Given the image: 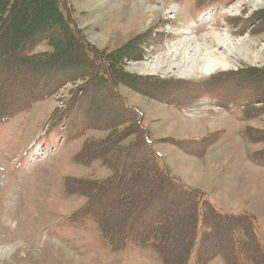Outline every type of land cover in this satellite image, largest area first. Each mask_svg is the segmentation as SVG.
Segmentation results:
<instances>
[{
  "label": "rangeland",
  "instance_id": "obj_1",
  "mask_svg": "<svg viewBox=\"0 0 264 264\" xmlns=\"http://www.w3.org/2000/svg\"><path fill=\"white\" fill-rule=\"evenodd\" d=\"M65 3L75 29L80 28L85 41L97 49L98 63L96 71L87 73V77H70L40 90L29 98L24 109L20 98L4 101L0 97V264H164L151 237H146L148 241L142 246L129 240L122 249H114L95 220L102 207L98 184L113 178L111 164L119 165V157L123 153L126 156L135 144L141 145L139 152L149 153L141 158L144 163L162 166L170 176V169L174 168L186 184L197 187L199 203L203 201L234 216H253L257 238L264 247V0ZM225 38L227 47L232 48L231 56L217 45L216 39ZM194 44L212 48L216 55L226 54L234 66L196 77H180L176 71H168L173 57L169 52ZM116 49L122 52L118 51L121 53L117 54V62L112 60L115 68L108 69L102 55L106 57L108 53L104 51ZM183 49L177 63L183 57ZM42 52H49L46 44L39 45L33 54ZM143 63L157 64L158 71L144 73ZM6 72L2 58L0 84ZM96 80L98 84L94 86ZM62 84L58 96L43 95ZM120 95L122 98L117 100L115 96ZM208 97L221 105H233L234 115L243 122L245 113L251 117L255 114L249 122L251 141L243 140L239 131L226 130L220 144L226 142L232 148L225 147V154H218L223 149L211 154L217 150L215 146L202 154L208 156L202 162L193 159L181 163L172 154L165 163L163 155L170 145L183 150L190 145L184 139L204 136L206 129L209 130L205 137L199 139L213 142L220 136L216 130L231 122L217 110L212 114H208L209 110L186 111L200 98ZM127 106L139 109L142 116ZM2 117L10 119L3 121ZM194 121L198 123L195 127ZM45 132L43 139L38 140L37 136ZM145 135L153 144L144 142ZM253 140L260 142L251 146ZM33 144L42 151L48 148L47 154L37 157V145L30 151ZM137 151L129 152V168L122 171L128 178L135 167L131 158ZM104 152L107 154L102 164ZM188 163L197 165L196 172ZM202 175L204 182H200ZM145 176V171L136 174L135 189L141 187ZM83 182L87 188L82 187ZM165 216L172 219L173 214ZM173 217L174 225L166 233L164 243L171 255L179 256L177 241L189 237L191 223L190 219ZM242 223L244 227L247 224L245 220ZM120 224L115 222L116 232ZM207 230L197 229L196 243L209 247L208 243L214 241L221 247L207 254H197L193 249L189 264L205 257L208 260L204 264H264L263 248L245 240L241 249L235 250L230 242L242 241L237 233H219L213 238ZM241 234L246 236V231Z\"/></svg>",
  "mask_w": 264,
  "mask_h": 264
},
{
  "label": "trees",
  "instance_id": "obj_2",
  "mask_svg": "<svg viewBox=\"0 0 264 264\" xmlns=\"http://www.w3.org/2000/svg\"><path fill=\"white\" fill-rule=\"evenodd\" d=\"M65 1L0 0V59L5 58L7 69L5 78L0 84V97L4 101L8 98L12 101L20 98L21 105H26L30 97L49 85H57L60 80L70 77H87V73L96 71L98 59L95 54L98 51L85 41L79 29H75L74 22L67 15ZM15 21L17 24L13 25ZM44 44L49 52H42L41 55L33 54L39 45ZM120 50L122 52V49L104 51L108 55L106 57L102 55L103 63L108 69L115 68L113 61H118L117 54L121 53L118 52ZM137 57L139 58L138 55ZM121 76L127 78L125 75ZM97 84L96 80L94 86ZM115 98L119 100L120 96ZM131 147L129 152L138 150L131 158L133 162L135 161L131 178L122 173L129 168L126 162L129 157L127 152L126 156L123 153L119 157V165L111 164L114 169L113 178L107 182L101 181L97 186L102 207L99 206L101 215L97 214L95 220L101 234L114 249H122L129 240H134V243L142 246L148 241L145 238L151 237L164 264H189L193 249L197 254H207L215 247H221V244L215 245L214 241L208 243L209 247L203 244L199 246L196 243L199 222L208 229L210 237L213 238L219 233H237L242 241L231 239L230 244L235 250H240L245 240L261 249L254 235L251 220H248L244 227L243 217L240 220L223 215L205 202L199 203L200 194L197 191L176 187L164 167L155 163H144L141 158L148 157L149 153L139 152L140 144ZM106 154L107 152L101 153V156ZM143 171L146 172V176L137 190L133 187L134 177ZM82 187L87 188L88 185L83 182ZM181 190L184 193L177 199L174 194ZM170 191L174 194H170ZM88 196H92V193H88ZM166 213L173 214L181 221L190 219L189 237L177 241L176 246L180 248L179 256L171 255L167 251L169 246L166 248L164 243L166 233L174 225L172 220L174 217L172 216L171 219L167 216L166 219ZM116 221H119V224L121 222L117 226V232ZM233 221L237 222L233 224ZM155 226L158 228L155 229ZM241 231H246V236H243ZM201 237L203 240L206 239L205 236ZM206 260H208L206 257L199 261L196 259V264H204ZM175 261L178 263H174Z\"/></svg>",
  "mask_w": 264,
  "mask_h": 264
},
{
  "label": "bare ground",
  "instance_id": "obj_3",
  "mask_svg": "<svg viewBox=\"0 0 264 264\" xmlns=\"http://www.w3.org/2000/svg\"><path fill=\"white\" fill-rule=\"evenodd\" d=\"M193 24L195 23H192L191 25ZM216 42L220 48H224L226 50L227 55H233L232 48L227 47L229 45L226 38L223 40L216 39ZM187 46L184 49L182 46H178L175 49V46V50L169 52L173 57L169 62L168 71L174 70L176 73L181 75L180 77H196L199 74L212 75L217 70H220L219 72L226 71L234 66L226 54L216 55L215 50L212 48L210 49L202 44ZM182 49L183 57L181 58V61L178 62V64L177 57ZM248 57L249 56H246L245 59H248ZM143 66L145 69L143 72L151 74L156 73L158 71H156V69L159 68L158 65L154 63H143Z\"/></svg>",
  "mask_w": 264,
  "mask_h": 264
},
{
  "label": "crops",
  "instance_id": "obj_4",
  "mask_svg": "<svg viewBox=\"0 0 264 264\" xmlns=\"http://www.w3.org/2000/svg\"><path fill=\"white\" fill-rule=\"evenodd\" d=\"M155 102H157V101H155ZM208 114H212V113H208ZM223 115H225L228 119H230L231 120V122L229 123V122H227V125L226 126H224V125H222V126H220L219 128H218V130H216V131H219L220 132V136L219 137H217V139L216 140H214L213 142H207V141H201V139H203L204 137H205V135H206V132L209 130V129H206L205 130V132H204V136H201V137H195V138H193V139H184V141H188L189 143H190V145H187L183 150H178V149H175V148H173V146L172 145H170L168 148H169V150H167L166 152H167V154L165 153L164 155H163V157H164V160H165V163H166V160L168 159H172V157L170 158V156L172 155V154H174L175 156L174 157H178L179 159H180V162L181 163H185L187 160L189 161V160H196V161H199V162H202L203 160H206V158L208 157V156H205V155H202L203 153L205 154L206 153V151H209V150H211V148L213 147H215V149H217L216 151H215V153L214 152H211V154H216V152H219L220 150H222V152L221 153H218V154H225V152H224V150H226V148L225 147H228V146H230V148H232L231 147V145H229V144H227L226 142L225 143H223V144H220V138H222V137H224V135H225V131L226 130H230V129H233L234 131H239V132H244V130H245V128H244V126L247 124V125H249V122H247L246 124L243 122L242 123V121L239 119V117L237 116V115H234V113H231V114H228V113H223ZM194 125V127L198 124H196V121H194V122H192ZM235 127V128H234ZM210 131H212V130H210ZM199 138H201V139H199ZM204 142V143H203ZM256 143H258L256 140H255V142H253L252 144H251V146L252 145H255ZM220 144V145H219ZM201 146H202V152L201 153H199V149L201 148ZM225 148V149H224ZM193 149V150H192ZM214 149V150H215ZM252 151V150H251ZM247 152V150H244V153H246ZM176 153L177 154H180V156H178V155H176ZM189 155V156H188ZM191 156V157H190ZM215 157H218V155H215ZM199 162H196L198 165H202V164H200ZM187 163V162H186ZM189 164V167H190V169L192 170V171H194V172H196V169H197V165L196 166H193V165H191V163H188ZM172 172H173V175H171L173 178H175L177 181H179V182H181V184H183V186H185V187H188V188H191V189H195L196 190V188L197 187H191V186H189L188 184H186L185 182H184V179L181 177V176H179V175H177L176 174V172L174 171V168H171L170 169ZM170 171V172H171ZM183 175V174H182ZM209 175V174H208ZM204 178V179H203ZM207 179V181H209L208 180V177L206 178ZM204 180H205V176H203L202 175V177L200 178V182H204ZM194 181H196L197 182V179H196V174H195V179H194ZM199 181V180H198ZM206 183V182H205Z\"/></svg>",
  "mask_w": 264,
  "mask_h": 264
}]
</instances>
